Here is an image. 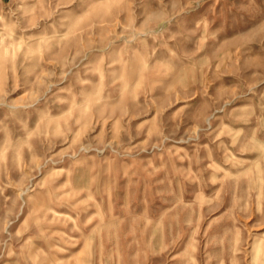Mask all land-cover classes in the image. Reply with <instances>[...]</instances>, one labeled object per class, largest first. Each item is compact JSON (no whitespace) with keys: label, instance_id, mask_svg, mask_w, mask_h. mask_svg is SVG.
Returning <instances> with one entry per match:
<instances>
[{"label":"rangeland","instance_id":"rangeland-1","mask_svg":"<svg viewBox=\"0 0 264 264\" xmlns=\"http://www.w3.org/2000/svg\"><path fill=\"white\" fill-rule=\"evenodd\" d=\"M0 264H264V0H0Z\"/></svg>","mask_w":264,"mask_h":264}]
</instances>
